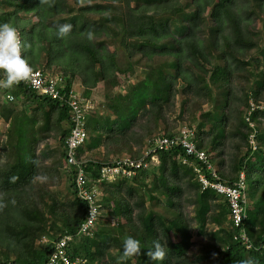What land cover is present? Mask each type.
I'll use <instances>...</instances> for the list:
<instances>
[{
	"label": "trees",
	"instance_id": "16d2710c",
	"mask_svg": "<svg viewBox=\"0 0 264 264\" xmlns=\"http://www.w3.org/2000/svg\"><path fill=\"white\" fill-rule=\"evenodd\" d=\"M5 22L29 45L33 70L61 75L65 90L93 102L84 113L92 141L78 158L99 218L78 234L88 203L66 163L71 109L22 81L0 88V263L46 264L71 235L67 255L80 264H264V0H0ZM62 24L71 28L57 37ZM184 127L223 184L244 173L241 226L182 145L145 155ZM123 157L149 166L101 180L102 166ZM127 236L138 254L123 255ZM157 239L164 255L154 261L146 253Z\"/></svg>",
	"mask_w": 264,
	"mask_h": 264
},
{
	"label": "built area",
	"instance_id": "2783aa9c",
	"mask_svg": "<svg viewBox=\"0 0 264 264\" xmlns=\"http://www.w3.org/2000/svg\"><path fill=\"white\" fill-rule=\"evenodd\" d=\"M21 43L23 39L20 32H18ZM23 55V47L21 49ZM29 89L36 91L41 95L47 96L53 100L63 102L71 109L72 115V128L70 135L67 138L66 145V163L67 166H74L77 170L76 173V187L78 196L88 203V213L84 222L81 223L78 234L89 235L91 230L99 218V206L97 204V190L90 189L86 185L85 170L83 169L84 161L79 160L78 150L87 140V131L85 129L84 113L93 109L92 101L88 98L82 97L75 90L67 91L64 88V79L58 74H49L40 69L33 70L30 77L26 81H22ZM7 100L14 101V97L10 94ZM3 120L0 118V125ZM253 127V124L250 123ZM194 130L184 127L175 137H158L154 139V146L146 151V156L155 153L157 150H167L177 145H182L188 156L194 157L201 164L206 167L208 174L201 171L200 168H195L198 173L200 182L204 189L210 188L217 193L225 195L230 203L233 221L236 226H241L246 219L247 209V186L245 182L244 173L240 174L238 182L234 187L223 184L220 176L215 167L210 163L207 153L199 150L195 143L192 141ZM249 145L256 149V141L254 134L251 136ZM186 163L187 160H184ZM152 163H158L156 156H152ZM149 163L145 158H128L123 157L115 160L112 164L103 165L101 168V180H113L119 176L132 177L136 174L137 170L147 168ZM115 222H112L114 225ZM243 244L248 248L251 247L246 232L243 230L240 235ZM72 240L71 235H65L56 244L55 250L50 256L46 264H80L79 259L73 261L67 255V247ZM5 264V263H0ZM7 264H16L13 262Z\"/></svg>",
	"mask_w": 264,
	"mask_h": 264
},
{
	"label": "clouds",
	"instance_id": "9594fccd",
	"mask_svg": "<svg viewBox=\"0 0 264 264\" xmlns=\"http://www.w3.org/2000/svg\"><path fill=\"white\" fill-rule=\"evenodd\" d=\"M71 26L68 24L57 25L55 35L63 37ZM91 34L89 33V36ZM22 47L29 45L21 43L17 28L11 23H0V88H11L21 81H26L33 69L28 59L22 55ZM140 252L139 241L132 236L123 239V255L133 256ZM151 260H157L164 255L160 241L154 240L153 246L146 253ZM246 264V262H241Z\"/></svg>",
	"mask_w": 264,
	"mask_h": 264
},
{
	"label": "rangeland",
	"instance_id": "374dc122",
	"mask_svg": "<svg viewBox=\"0 0 264 264\" xmlns=\"http://www.w3.org/2000/svg\"><path fill=\"white\" fill-rule=\"evenodd\" d=\"M135 80V79H134ZM134 80H132V81H134ZM79 89V88H78ZM79 90H82L81 88L79 89ZM94 103H96V101L94 100ZM94 106V105H93ZM99 107V106H98ZM199 115L200 114H198V113H195V116H196V118L197 117H199ZM4 126H6L4 123H2L1 125H0V134H2V132L4 131L3 130V128H4ZM3 130V131H2ZM53 141V146H57L58 145V142H56L55 140H52ZM89 141H92V137L91 136H88V138H87V142H89ZM82 148V147H81ZM81 148H79V149H81Z\"/></svg>",
	"mask_w": 264,
	"mask_h": 264
}]
</instances>
